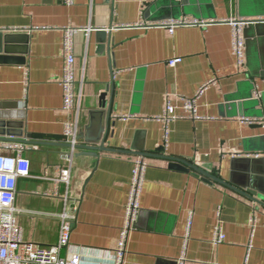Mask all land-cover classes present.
Instances as JSON below:
<instances>
[{
  "label": "crops",
  "instance_id": "obj_1",
  "mask_svg": "<svg viewBox=\"0 0 264 264\" xmlns=\"http://www.w3.org/2000/svg\"><path fill=\"white\" fill-rule=\"evenodd\" d=\"M180 16L208 23L173 33L154 25ZM233 17L264 18V0H0V123L15 124L10 128L24 132L30 146L24 155L31 174L18 179L15 198L25 241L57 244L59 215L70 204L75 218L61 258L80 254L86 264H111L133 161L143 157L141 212L124 264H177L182 255L184 264H264V204L247 195L256 190L264 201V162L240 158H264V98L250 96L256 80L255 96L264 97V35L253 32L254 49L239 65ZM65 27L91 28L75 36L80 132L93 137L103 123L110 149L97 156L77 149L69 183L57 182L60 153L68 148L64 124L73 120L60 84ZM99 30L108 33L106 43ZM205 84L196 98L202 118L168 126L154 119L167 103L184 114V98ZM102 103L103 120L96 113ZM249 117L257 122L243 121ZM168 156L222 181L176 169ZM217 225L226 237L218 244Z\"/></svg>",
  "mask_w": 264,
  "mask_h": 264
},
{
  "label": "built area",
  "instance_id": "obj_2",
  "mask_svg": "<svg viewBox=\"0 0 264 264\" xmlns=\"http://www.w3.org/2000/svg\"><path fill=\"white\" fill-rule=\"evenodd\" d=\"M68 5L73 4L74 0H64ZM208 22L198 18L180 16L154 23L156 26L168 28L173 33L178 26L206 25ZM231 24L233 51L237 63L245 66L247 45L245 44L244 31L249 24L264 23V19H252L233 17L228 20ZM91 28L65 27L63 28L64 38L62 43L63 50V73L60 84L63 89V108L73 114V120H67L64 124L63 137L68 144V148L60 153L63 165L59 166V176L57 182H70L71 170L76 157L77 144L80 142V110L82 106V81L76 78L75 67V36L78 31H89ZM180 58L172 59L169 65L175 66ZM202 85L194 98H184V114H176L174 106L167 103L162 114L155 116L154 119L164 122L166 126L171 121L187 117L197 120L202 118L197 111V96L203 91ZM258 96V94H257ZM124 119H128L123 117ZM246 123H255L257 119L249 117L243 120ZM36 147V146H34ZM30 146L24 141L13 137L0 138V264H86L85 260L78 255L66 258L60 256L61 249L70 243L72 222L75 218L76 207L65 204V210L59 215L60 234L58 243L55 245H40L32 241L24 240L22 226L18 223V215L21 209L15 206L17 193V181L21 177L29 176L30 159L24 155V151ZM261 157L259 153L248 155V157ZM133 175L130 182V193L127 208L124 216V225L121 228L118 246L112 256L111 264H124L127 250L128 237L136 226V221L141 212L140 200L143 192V184L146 175L147 161L139 157L133 161ZM214 242L216 244L225 240V235L220 225L214 231ZM185 256L177 261V264H184Z\"/></svg>",
  "mask_w": 264,
  "mask_h": 264
},
{
  "label": "water",
  "instance_id": "obj_3",
  "mask_svg": "<svg viewBox=\"0 0 264 264\" xmlns=\"http://www.w3.org/2000/svg\"><path fill=\"white\" fill-rule=\"evenodd\" d=\"M256 19H258V18H256ZM261 27L264 28V23L249 24V25H247V27L244 31L245 44L247 45L246 62H248V57L251 55V52L254 49L253 48L254 45L252 44V40L250 37H253L252 36L254 34L253 32H255L257 35H264V32H261V30H262ZM97 32H98L99 39L101 40V42L106 43L108 41V37H109L108 33L105 32L104 30H99ZM1 47H2V44L0 43V51H1ZM252 83H253V87H252L250 96L252 98H254L257 101V103H259L264 98L263 94L260 93L258 96H255V91L257 89V82L255 80ZM102 99H104L103 96L101 97V100ZM101 107L102 108L99 109V111H96V113L98 114L100 119L103 120L102 118H103L104 114L106 113L105 112V109H106L105 103H102ZM10 126H16V125L11 123V122H4V121L0 123V138H3V136H5L4 138L13 137V138L21 140L23 142L24 141L28 142L27 139L23 138V137H26L24 132H21V130H13L10 128ZM107 129H108V127L103 125V123H101L100 127L98 128L95 135H93V137L87 136V134L85 135V133L80 132V134L78 136L80 142L76 146L78 151H81L82 154H89L91 156H97L98 155L97 153L99 151H110V149L105 145L106 138H107L105 131ZM168 158L171 159L170 166H172L176 169L190 170L189 168H192L195 170V172H196L195 174L197 176H199L200 174H203L204 175L203 179L206 181H210V179L215 180V181L216 180L222 181L217 176L215 177L212 174H210L208 171H206L200 167L198 168L197 166L190 164L183 159H179V158H175V157H171V156H168ZM240 158H243L244 159L243 162H245V163H250L251 161L256 162L259 160L264 162L263 157H254V156L248 157L247 156V157H240ZM234 159H236V158H234ZM262 175H264V170H263ZM246 179H247L246 177L243 178V183L246 182V184H249V180L247 181ZM252 185H254V184H252ZM261 194L264 196V185H263V190H262ZM247 195L250 196L252 199H256L258 202H261L264 204V201H261V200L256 198V196H258V192L256 190H254V191L248 190Z\"/></svg>",
  "mask_w": 264,
  "mask_h": 264
}]
</instances>
